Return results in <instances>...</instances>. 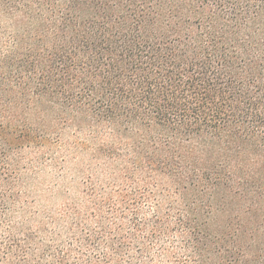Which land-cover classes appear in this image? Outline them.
<instances>
[{
  "label": "trees",
  "instance_id": "trees-1",
  "mask_svg": "<svg viewBox=\"0 0 264 264\" xmlns=\"http://www.w3.org/2000/svg\"><path fill=\"white\" fill-rule=\"evenodd\" d=\"M0 264H264V0H0Z\"/></svg>",
  "mask_w": 264,
  "mask_h": 264
}]
</instances>
